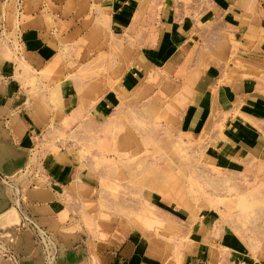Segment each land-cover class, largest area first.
Returning a JSON list of instances; mask_svg holds the SVG:
<instances>
[{
	"label": "rangeland",
	"instance_id": "rangeland-1",
	"mask_svg": "<svg viewBox=\"0 0 264 264\" xmlns=\"http://www.w3.org/2000/svg\"><path fill=\"white\" fill-rule=\"evenodd\" d=\"M161 1L154 0L155 6ZM251 2L264 19V0ZM76 18L81 23L65 39L68 61L59 60L62 80L73 82L78 93L98 86L83 100L80 120L85 126L47 127L20 168L11 173L0 169V264H103L99 245L118 242L126 227L137 241L129 264H183L189 228L178 218L187 213L208 218L214 243L230 249L229 264L264 263V253H258L264 246V191L258 192L264 186V165L213 167L202 144L186 133V80L165 78L161 69L143 74L118 105L101 114L89 112L133 56L145 52L147 33L141 20L137 32H115L108 18L90 29L86 18ZM12 23L9 16L8 26ZM2 36L0 31V41ZM217 39L221 49L223 41ZM216 54L221 56L220 50ZM8 121H1L7 134ZM55 146L83 156L86 165L78 182L73 178L80 163L73 155L70 176L51 178L48 152ZM38 189L51 201L35 199ZM147 213L152 220L140 223L149 233L143 239L135 226Z\"/></svg>",
	"mask_w": 264,
	"mask_h": 264
},
{
	"label": "crops",
	"instance_id": "crops-1",
	"mask_svg": "<svg viewBox=\"0 0 264 264\" xmlns=\"http://www.w3.org/2000/svg\"><path fill=\"white\" fill-rule=\"evenodd\" d=\"M9 16L12 26H8ZM76 16L88 20V29L108 18L115 32L139 30L141 20L147 33L145 52L133 56L118 81L98 94L94 107L89 105V112L101 114L118 105L132 94L143 74L161 69L165 78L186 80V133L202 144L204 157L213 167L255 161L264 165V19L251 0H189L178 5L174 0H162L157 6L154 0H146L145 5L143 0H0L2 171L20 168L47 127L60 123L85 126L80 120L86 108L83 100L98 85L78 93L73 82L62 80L65 74L59 70V60L68 61L70 44L65 39L70 40L81 23ZM217 38L223 41L221 49ZM218 50L221 56H216ZM6 118L8 134L1 127ZM49 151L51 178L66 180L71 174L68 160L74 156L71 149L55 146ZM75 155L80 166L74 183L86 165L78 150ZM263 191L260 186L258 192ZM34 195L43 202L51 201L39 189ZM149 215H142L135 226L143 239L149 233L140 223H151ZM178 220L189 228L184 236L190 244L182 249L183 264L230 263L226 251L230 249L214 243L208 218L187 213ZM130 228L120 232L118 242L111 241L107 248L99 245L104 248L103 264L117 258L120 264L131 261L137 241L134 234H126ZM258 253H264V246ZM145 264L153 263L147 260Z\"/></svg>",
	"mask_w": 264,
	"mask_h": 264
}]
</instances>
